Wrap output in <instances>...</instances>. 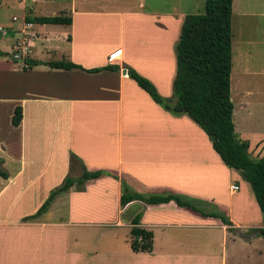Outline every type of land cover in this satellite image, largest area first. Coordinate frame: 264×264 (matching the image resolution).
I'll return each instance as SVG.
<instances>
[{
  "label": "crops",
  "instance_id": "0c3cea01",
  "mask_svg": "<svg viewBox=\"0 0 264 264\" xmlns=\"http://www.w3.org/2000/svg\"><path fill=\"white\" fill-rule=\"evenodd\" d=\"M196 5L200 0H28L5 28L9 39L0 29L3 42H27L33 61H67L84 70L118 67L98 73L42 65L22 70L18 62L0 60V69L14 77L12 86L0 80V121L7 122L0 133L6 176L0 178V202L50 174L33 214L64 177L84 170L110 175L85 182L82 192L71 187L34 220H0L4 233L29 234L36 230L27 226L36 225L48 235L44 253L32 239L29 253L20 240H8L0 246V264H264V239L253 231L262 227L261 216L248 186L221 163L197 126L161 109L126 74L133 70L169 99L173 46L184 16L198 14ZM58 16L70 23L24 26L26 18ZM230 28L233 134L257 160L264 157V0H237L236 6L232 0ZM15 107L21 117L12 127ZM32 159H45V166L32 169ZM120 181L141 195L183 196L199 212L222 213L231 225L173 202L134 201L120 208ZM56 205L60 216L49 221ZM138 213L137 227L152 235L150 253L129 247L130 222ZM69 229L79 248L64 251L58 234Z\"/></svg>",
  "mask_w": 264,
  "mask_h": 264
},
{
  "label": "trees",
  "instance_id": "16d2710c",
  "mask_svg": "<svg viewBox=\"0 0 264 264\" xmlns=\"http://www.w3.org/2000/svg\"><path fill=\"white\" fill-rule=\"evenodd\" d=\"M231 3L232 0H203V12L185 15L179 29L178 39L173 46L174 77L171 83V97H160L153 85L131 69H126L127 77L142 90L153 103L168 114L178 117L186 116L207 137L211 148L221 163L238 173L248 186L256 203L262 221V227L253 230L264 239V157L251 159L247 155V144L239 142L233 134L231 122L232 103L229 97V74L231 67ZM27 23L39 25H68L65 17L26 18ZM6 54L0 51V58ZM29 68L42 65L50 69L69 71L78 69L86 73L100 71H117V66L84 70L67 62H38L25 60ZM21 112L19 107L13 109L10 125L16 127ZM0 177L6 178L0 171ZM109 174L83 171L77 178L64 177L59 186L49 191L36 211L22 218V221L34 220L46 212L53 200L66 193L71 187L75 192H82L87 181ZM111 178L116 179L115 176ZM138 201L146 205H159L173 202L177 207L188 208L203 217L218 219L222 225L230 226L227 218L220 212L205 214L197 211L189 200L183 196L164 193L161 195H141L132 192L120 181L119 207ZM140 214L131 220L129 230V247L132 252L150 253L152 235L149 231L137 227Z\"/></svg>",
  "mask_w": 264,
  "mask_h": 264
},
{
  "label": "rangeland",
  "instance_id": "374dc122",
  "mask_svg": "<svg viewBox=\"0 0 264 264\" xmlns=\"http://www.w3.org/2000/svg\"><path fill=\"white\" fill-rule=\"evenodd\" d=\"M234 3L236 6L237 0H234ZM19 7L20 6L14 0H0V29H2V31H3V35H4V36L2 35L3 37L7 38V32L8 31L5 30V28L14 24L11 22L10 18L12 16H15V17L20 16L21 13H20ZM195 10L197 11V13L203 12V0H200V6L196 5ZM26 15L27 14L23 15V17H25ZM233 27L235 29L234 24H233ZM232 32L234 33L232 36V43L234 44V42L236 41V34H235L234 30H232ZM2 36L0 34V50L6 54V57H1L0 60L4 59L6 61H13V62L17 63L16 61H14L11 58V54L13 51H15L16 44L18 42H21V41L16 39V41L3 42L4 39H2ZM7 39H9V37ZM24 45L27 47V50L29 51L30 54L25 56V58L21 62H18L19 68L22 70L23 69L26 70L28 68V66L26 67V64L24 63V61L31 59L30 58L31 57V50H30L31 48L27 42H25ZM4 60H2V61H4ZM1 79L4 80L5 83H9L11 86H12V81L14 82V77L10 74H7L2 69H0V80ZM233 83H234V73L232 75V86H231L232 89L234 86ZM229 95H230V92H229ZM0 113H1V110H0ZM6 123H7L6 121H0V133H2V134L5 131V128H3V125L6 126L7 125ZM44 161H45V159H32V165L30 167L32 169H37V170L41 169L43 166H45ZM2 162H3V159L0 158V171L3 172L2 168H1ZM49 176H50V174H46V173L40 175L37 182H34V184L31 185L32 186L31 188H27V189H25V191L21 192L20 195L17 196V198H15L11 195V197H8L6 201H4L2 203L0 202V220L7 221V223L10 224L12 222H19L20 219L22 218V216H27V215L31 214L33 212V209H34V205L42 200L41 198H42V192H43L44 188L47 187L48 185H51V182L47 180V178ZM0 178H2V177H0ZM0 184H1V181H0ZM51 190H53V189H51ZM57 206L58 205H56L51 210L49 216L47 217V219L49 221H57L58 220L57 217L60 215L57 211ZM196 207L199 209H203L202 206H200V205H198ZM214 211H215V209H213V212ZM24 226L20 227L18 225V228L20 227L19 229H21L23 231L24 229H26V228H24ZM27 227L29 229L31 228L33 230H36V232L34 231V232H29V234H27V233L21 234L19 232L8 233L6 231L4 233V232L0 231V246L3 245L4 243L9 245L8 240H16V241L20 240V244L19 243L18 244L21 246L23 253H29L30 249H31V243H32L31 239H32L34 242L38 243L39 252L43 251V253H44V250H43L44 245L46 246V244H47L45 242V239L48 238L47 233H45V230L40 231V229H42V228H38V226H36V225H30ZM0 228H1V226H0ZM50 229H52V228H50ZM53 229L56 230V228H53ZM70 230L71 229L65 230V231H69L67 234H58L60 237V241H61L60 244L62 245V248L64 251L68 250V249L72 250L73 248H79L78 245H74L73 239L74 238L76 239V237L74 236L73 232H70ZM87 237H83L80 240L87 241L89 238L90 239L88 241L89 243L94 242V240H95L94 238H90V237L87 238ZM92 246H94V243L92 244ZM44 256L46 257L47 254H45Z\"/></svg>",
  "mask_w": 264,
  "mask_h": 264
},
{
  "label": "built area",
  "instance_id": "2783aa9c",
  "mask_svg": "<svg viewBox=\"0 0 264 264\" xmlns=\"http://www.w3.org/2000/svg\"><path fill=\"white\" fill-rule=\"evenodd\" d=\"M14 1L21 7V9H24V5L27 3L28 0H14ZM11 20L12 22H15L17 19L15 17H12ZM24 26L30 27V24L27 23L24 24ZM28 54L30 53L27 50V47L23 44V42H18L16 44L15 51H13L11 54V58L16 62H21ZM231 189L235 191L237 190V186H232Z\"/></svg>",
  "mask_w": 264,
  "mask_h": 264
},
{
  "label": "water",
  "instance_id": "95a60500",
  "mask_svg": "<svg viewBox=\"0 0 264 264\" xmlns=\"http://www.w3.org/2000/svg\"><path fill=\"white\" fill-rule=\"evenodd\" d=\"M121 74L124 75L125 74V70L121 69Z\"/></svg>",
  "mask_w": 264,
  "mask_h": 264
}]
</instances>
